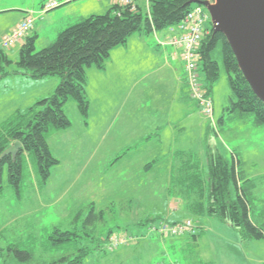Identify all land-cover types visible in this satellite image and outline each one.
<instances>
[{
  "label": "rangeland",
  "instance_id": "obj_1",
  "mask_svg": "<svg viewBox=\"0 0 264 264\" xmlns=\"http://www.w3.org/2000/svg\"><path fill=\"white\" fill-rule=\"evenodd\" d=\"M2 1L6 6L25 3L29 6L40 0ZM93 1L107 4L102 13L113 6L111 0ZM62 7L60 3L58 8L48 12ZM37 8L43 10L40 3ZM144 8L142 12L146 15ZM6 15L8 18L3 27L12 20L11 14ZM206 25L212 28L211 19ZM176 28L173 25L158 32H169ZM49 34V30L41 34L40 40L36 41L37 50L44 48ZM20 48L21 44L17 43L5 50L12 63L6 64L0 73V128L16 113L24 112L40 100L52 96L60 83L58 76L35 80L20 70ZM87 74L86 87L92 93L89 115H83L73 98L65 104L64 111L71 126L48 137L52 154L60 161L51 169L49 179L46 182L42 180L34 153H25L22 157L23 176L19 190L10 182L8 164L4 166L3 189L0 191V264H46L67 254L70 248V252H73L75 245L89 248L84 264H264V238L248 236L247 232L228 220L203 216L200 225L193 221L198 227L197 237L192 234L161 236L151 232L150 227L160 218L168 216L170 222H175L193 216L182 215L170 207L172 199L166 192L169 184L165 182L164 175L158 174V178H152V172L146 177L147 190L143 199L136 195L143 188L141 170H137L134 163L132 169L118 166L126 159L119 164L113 162L140 140L138 120L133 118L125 105L112 101L101 105L98 74L90 68H87ZM215 85L212 97L215 104L213 120L216 122L224 104L228 106L230 102L229 77L224 68ZM111 97L113 100L116 98ZM105 104L107 108L102 110L101 106ZM193 105L194 112L189 115L191 120L186 119L182 123L184 129L180 141L185 142L187 151L194 152L206 165L207 145L200 130L203 127L205 135L208 129H213L212 120L205 116L201 108ZM141 115L140 112L138 117ZM112 120H118L114 126L121 123L124 128H113ZM162 130L163 144L172 146L171 131L167 127ZM211 134L214 137L212 140L231 161L233 152L238 154L240 160L236 163L237 168L254 181L255 200L251 216L256 224L264 225V128L255 125L252 117L242 118L231 114L223 124L220 136L213 131ZM160 172L163 173L164 169H160ZM172 189L174 193L175 183ZM92 203L97 212L104 211V218L93 227H85L83 221ZM80 211L83 214L77 219ZM55 228L77 231L82 236L75 242L54 246L49 237ZM84 232L92 236H85ZM110 235L127 236L130 240L112 250L109 248ZM16 248L29 250L32 257L20 260Z\"/></svg>",
  "mask_w": 264,
  "mask_h": 264
},
{
  "label": "trees",
  "instance_id": "obj_2",
  "mask_svg": "<svg viewBox=\"0 0 264 264\" xmlns=\"http://www.w3.org/2000/svg\"><path fill=\"white\" fill-rule=\"evenodd\" d=\"M190 1L150 0L148 10L140 5L133 10L129 5L113 4L107 13L91 14L68 26L58 34L54 42L41 50L36 49L37 37L27 35L20 48L18 68L35 80L58 76L60 83L52 96L40 100L24 112L16 113L0 128V154L15 141L22 142V148L15 159L6 156L0 160V191L3 189L5 164H8L11 184L19 190L23 176L22 157L25 153H34L41 178L46 182L51 169L60 163L52 154L48 137L71 126L64 111L65 104L73 98L83 115H88L90 99L86 90L87 68L93 65L104 68L111 51L125 45L136 32L152 33L177 25L193 7L194 4L191 5ZM143 8L147 11L146 15L142 12ZM5 50L0 48V73L6 64L12 63ZM200 55L199 70L205 74L204 81L210 92L220 79L222 68L229 77L230 102L225 108L226 119H218L219 128L222 129L231 114L242 118L252 117L255 125L264 128V103L254 93L240 70L225 35L210 28L202 40ZM239 160L237 153L235 155L233 152L231 161L222 152L210 149L206 174L200 166L192 168L190 165L193 161L189 159L184 162L180 169L182 174L174 183L176 189L183 185L189 190L201 189L199 198L189 204L191 216L201 218L208 215L228 220L234 226L242 228L248 236L262 239L264 225L256 224L251 216L254 211L255 183L239 171L236 164ZM205 183H208L207 190ZM81 214L82 211L77 219ZM103 218L104 211L97 212L92 203L83 222L85 227H93ZM84 235L92 236L88 232H84ZM192 235L198 236L196 233ZM81 236L77 231L55 228L49 239L52 245L59 247L75 242ZM70 249L67 254L46 264H84L89 248L75 245L73 252ZM16 254L22 261L32 257V252L20 248H16Z\"/></svg>",
  "mask_w": 264,
  "mask_h": 264
},
{
  "label": "crops",
  "instance_id": "obj_3",
  "mask_svg": "<svg viewBox=\"0 0 264 264\" xmlns=\"http://www.w3.org/2000/svg\"><path fill=\"white\" fill-rule=\"evenodd\" d=\"M47 1L48 0H40L38 3L43 7ZM58 1L63 7L49 13L48 11L50 10L44 11V8L43 10L37 8L38 3H32L29 6L26 5V3L16 6H6L4 1L0 0V37L2 38L9 33L27 16H31L34 18V26L28 36H36V41H39L41 34L43 35L45 30H49L51 35L49 34L50 36H48V40L46 41L47 44H45V46H47L54 41L56 35L68 26L91 14H104L102 11L108 7L105 2L99 3V1L96 2L93 0ZM137 4L141 7H145L146 2L145 0H137ZM112 7L113 6L109 7L107 12L110 11ZM6 14H11L9 16H11L12 20L8 25L3 27L2 25H5L8 18L5 17L8 16ZM1 26L3 28H1ZM206 29L210 31L207 25ZM180 33L178 28L174 30L171 29L169 32L164 33L158 31L152 33L136 32L128 39L125 45L118 46L111 51V56L104 68H99L97 66H91L89 68L92 72L98 74L97 78H99V83L101 85L99 86V103L106 102V104H109V102L112 101L116 102L117 105H125L124 107L130 110L133 118L138 120L137 126L141 133L138 135L140 140L134 144L132 149L122 152L113 163L119 164L126 159L127 161H124L118 166L132 169L135 165L137 170H141L140 174L144 177L141 179L143 188H140L136 192V195L138 194L140 196L139 199H143L145 196L144 193L147 190L146 177L148 175H151L152 172H154L152 178H158V174H160V176L164 175L166 180L168 178L165 182L169 184L166 192L170 195L169 198L172 199L170 207L182 215H190L189 204L199 198L201 189L189 190L187 186L183 185L175 189L173 193L172 185L181 176L182 170L180 169L184 166V162L189 159L193 161L192 165H190L192 168L200 166L202 171L206 174V170L209 166L210 149L221 152L216 142L212 140L214 137L211 131L217 136H220L221 128H219L217 124L216 131L208 129L205 135L203 133V127L201 130L199 129L202 131L200 135L204 136V142L207 145L208 157L206 165H203L194 152H188L185 142L180 141V138H183L181 134L184 129V127H182L183 121L186 119L191 120L189 115L194 112L192 108L194 107L193 104L199 107L189 96L185 77V67L181 56L182 49L165 44L169 38L180 35ZM23 42L24 41L18 44L22 46ZM200 73L206 85L204 81L205 74L201 70ZM215 84H217V82ZM215 84L212 87L211 96L216 86ZM87 93L91 104L92 93L88 90ZM111 95L114 97L116 96V98L113 100ZM229 97L230 94L228 98ZM106 104L101 106L102 110H106ZM226 107L227 106L224 104L220 116L225 119L227 116L225 111ZM140 112L142 115L138 117ZM117 121L118 120H112V127ZM217 122L218 120L216 123ZM115 127L117 130L124 128L121 123H117V126L113 128ZM163 127H167L171 131V135L173 136L171 141L172 146L163 144L162 134L160 133V131H163ZM177 131H180V133H177ZM160 169H164V172L161 173ZM181 183L184 184V182ZM205 186V190H207L208 183H205ZM174 203L176 205H174ZM172 209L169 210L170 213ZM167 217L168 216L164 219L170 221ZM185 218L198 222L200 225V218L193 219V217H183L182 219Z\"/></svg>",
  "mask_w": 264,
  "mask_h": 264
},
{
  "label": "built area",
  "instance_id": "obj_4",
  "mask_svg": "<svg viewBox=\"0 0 264 264\" xmlns=\"http://www.w3.org/2000/svg\"><path fill=\"white\" fill-rule=\"evenodd\" d=\"M114 5L130 6L133 10L138 8L137 0H111ZM147 10L150 0H145ZM60 5L58 0H48L43 8L45 11L54 9ZM119 14V13H118ZM211 16L204 6L194 4L184 19L176 26L180 30V35L168 39L165 44L173 45L182 49V60L185 67L186 84L190 98L201 108L205 116L211 118L213 130H217V123L213 120L214 101L209 88L204 84L199 64L201 60L200 47L203 38L209 33L206 29L207 21ZM34 26V18L27 16L20 24L2 37L0 48L7 49L17 43L24 41L28 33ZM151 232H156L161 236H183L185 234H195L197 227L193 220L184 219L176 222L160 220L150 227ZM130 240L127 236L111 235L109 237V248L114 250Z\"/></svg>",
  "mask_w": 264,
  "mask_h": 264
},
{
  "label": "water",
  "instance_id": "obj_5",
  "mask_svg": "<svg viewBox=\"0 0 264 264\" xmlns=\"http://www.w3.org/2000/svg\"><path fill=\"white\" fill-rule=\"evenodd\" d=\"M204 6L215 32L225 35L254 93L264 103V0H191ZM22 148L15 141L0 154L13 159Z\"/></svg>",
  "mask_w": 264,
  "mask_h": 264
}]
</instances>
